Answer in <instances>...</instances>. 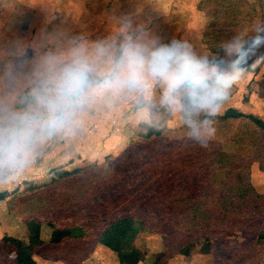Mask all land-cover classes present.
Masks as SVG:
<instances>
[{"label":"rangeland","instance_id":"obj_1","mask_svg":"<svg viewBox=\"0 0 264 264\" xmlns=\"http://www.w3.org/2000/svg\"><path fill=\"white\" fill-rule=\"evenodd\" d=\"M222 3L0 0V104L22 109L34 82L27 73L47 55L68 59L70 50L81 44H119L128 36H153L162 42H187L198 55L215 58L221 43L234 36L253 41V48L257 41H264V0L234 2L241 4V12L253 8L255 14L242 16L245 24L236 32L228 26L222 32L213 27V23L223 21L214 17L222 10ZM241 60L239 65H248L249 69H236L241 78L218 117L235 109L264 121V43L259 45L258 54L250 53ZM162 94L159 84L150 83L142 96L98 101L81 117L74 133L58 135L48 142L23 175L0 186V195L4 194L0 196V264H14L15 247L10 238L28 244L27 221L31 218L40 221L44 243L33 253L37 264H117V255L97 244L95 238L51 244L52 223L59 227L90 225L100 232L112 218L147 207L161 215L166 230L161 234L148 229L138 233L131 242L133 248L144 253L138 264H154L156 258L157 264H264V241L256 238V231H264V211L250 222L225 231L212 247L197 244L188 256L178 253L188 242L202 239L212 227L218 228L206 215L218 214L229 205L220 197L231 193L228 185L235 184L234 175H201L200 188L197 178L175 175L177 187L173 191L130 163L124 169L126 175H115L119 166L116 157L141 140L139 136L149 130L184 125L179 112H170L161 103ZM225 123L216 121L217 131L207 151L222 153L217 158L224 166L222 171H228L230 162L236 159L249 165V181L258 194L264 195V171L260 169L264 168V135L246 120ZM154 142L163 145L164 138ZM79 168L85 170L84 176L72 180L68 192L61 193L64 199L59 200L51 179L62 171ZM212 193L216 199L211 203ZM202 226L201 236L193 235Z\"/></svg>","mask_w":264,"mask_h":264},{"label":"clouds","instance_id":"obj_2","mask_svg":"<svg viewBox=\"0 0 264 264\" xmlns=\"http://www.w3.org/2000/svg\"><path fill=\"white\" fill-rule=\"evenodd\" d=\"M261 43L253 48V41L234 36L209 58L180 40L128 36L119 44L78 45L66 60L43 57L27 73L34 82L25 106L0 104V186L23 175L48 142L74 133L98 101L142 96L150 83L163 88L161 103L181 114L190 139L208 148L216 118L241 78L236 70L241 58L258 54Z\"/></svg>","mask_w":264,"mask_h":264},{"label":"trees","instance_id":"obj_3","mask_svg":"<svg viewBox=\"0 0 264 264\" xmlns=\"http://www.w3.org/2000/svg\"><path fill=\"white\" fill-rule=\"evenodd\" d=\"M218 1H223L222 10L215 12L214 17L223 21L219 24L213 23V27H216L217 29H214L219 30V32H222L227 26L234 28L236 32V30L242 28L245 24L243 17L255 16L253 8H251V11L248 9L245 13L241 12V4H234L235 1L239 0ZM250 19H253V17ZM231 32L233 33L234 31L231 30ZM237 69H249V66L238 65ZM243 120L249 121L255 130L264 135V121L252 115H246L235 109H231L216 118V121H225L227 125ZM168 135L172 137L168 138ZM139 137L141 140H137L133 146L124 150L116 157L115 161L119 163V166L114 172L115 175H126L124 169L130 167L128 166L130 163L131 166L140 169L150 179H157L166 190L171 191L177 187L175 175H190L192 179L197 178L196 183L197 186L199 184V188L202 183L201 175H216L218 172H220L218 175L222 173L234 175L235 184L228 185L231 193H228V196L220 197L224 201L227 199L229 205L224 207L218 214H210L209 216L202 214L210 219L212 226L218 225V228L212 227L203 235L202 239L188 242L178 250V253L188 256L190 250L197 244L212 247L215 239L218 236H222L225 231L233 230L244 222H250L255 218L254 215L261 214L264 211V195L258 194L249 181V165H244L241 160L236 159L230 162L228 171H222L224 170V166L220 165V162L217 160L218 157L223 156L222 153L218 150L209 152L207 149L200 148L190 139L185 125L177 129L149 130ZM160 138H164L163 145L154 142ZM142 145L148 147L144 148ZM150 146L152 147L149 148ZM154 147H158V149ZM259 158L256 155L254 157L256 161H259ZM119 169L120 171L118 172ZM260 169L264 171L262 166ZM96 170L98 169L96 168ZM84 171V169L80 168L74 171L65 170L51 179L52 186L59 191L60 195H57L59 200L64 199L63 194L68 192V188H70L69 183L72 180L76 182L82 179L81 176ZM94 175L97 174L94 173ZM108 186L111 187V184ZM0 196L3 198L4 194ZM210 196H213L212 203L216 197L213 193ZM154 210V208L147 207L139 211L116 216L100 232L90 225L74 223L59 227L55 224L56 222H53L50 243L60 245L65 240L85 241L95 238L97 244H101L117 255V264H138L144 259V253L131 246V242L135 240L138 233L141 230L148 229L161 234L166 230L164 222L162 223L161 215H157ZM206 227L209 226L206 225ZM40 229V221L31 218L27 221V230L29 232L28 244H24L19 239L10 238L15 247L14 264H37L33 258V253L36 248L44 244L40 238ZM202 229L203 226L199 228L200 231H196L193 235L201 236L202 233L200 232ZM187 232H189L188 229ZM256 238L264 241V231H256ZM157 263L158 258L154 260V264Z\"/></svg>","mask_w":264,"mask_h":264}]
</instances>
